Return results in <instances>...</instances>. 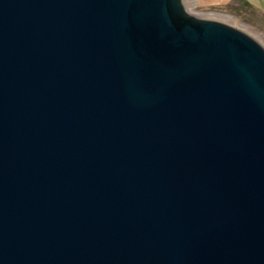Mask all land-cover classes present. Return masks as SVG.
<instances>
[{"label": "water", "instance_id": "obj_1", "mask_svg": "<svg viewBox=\"0 0 264 264\" xmlns=\"http://www.w3.org/2000/svg\"><path fill=\"white\" fill-rule=\"evenodd\" d=\"M183 0H0V264H264V48Z\"/></svg>", "mask_w": 264, "mask_h": 264}, {"label": "rangeland", "instance_id": "obj_2", "mask_svg": "<svg viewBox=\"0 0 264 264\" xmlns=\"http://www.w3.org/2000/svg\"><path fill=\"white\" fill-rule=\"evenodd\" d=\"M188 15L247 34L264 48V0H183Z\"/></svg>", "mask_w": 264, "mask_h": 264}, {"label": "flooded vegetation", "instance_id": "obj_3", "mask_svg": "<svg viewBox=\"0 0 264 264\" xmlns=\"http://www.w3.org/2000/svg\"><path fill=\"white\" fill-rule=\"evenodd\" d=\"M183 4V3H182ZM184 7H185V5H184Z\"/></svg>", "mask_w": 264, "mask_h": 264}]
</instances>
